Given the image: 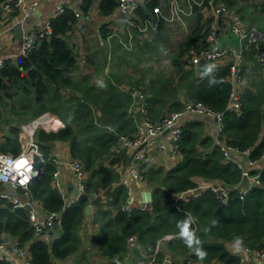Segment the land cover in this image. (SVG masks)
I'll return each mask as SVG.
<instances>
[{
	"label": "trees",
	"instance_id": "1",
	"mask_svg": "<svg viewBox=\"0 0 264 264\" xmlns=\"http://www.w3.org/2000/svg\"><path fill=\"white\" fill-rule=\"evenodd\" d=\"M91 2L83 0L82 12L89 11ZM180 2L185 4L186 0ZM154 5V0L139 4L136 15L131 18L154 19L151 12ZM116 6L117 0H99L98 12L109 16L114 14ZM198 8L193 5L186 16L188 33L178 40L174 51L167 57L174 67L173 73L145 71L146 74L141 77L131 79L127 72L130 70L123 69L125 59V65L141 62L144 66V61H150L147 62L149 69L151 64H156V56L152 58L146 54L154 52L159 44L155 37L133 28L139 35L138 40L142 39L137 43L136 54L130 56L132 51H126L118 40L114 41L112 66L104 76L103 85L92 83L91 73L80 75L75 72L77 59L69 33L73 30L75 15L70 9L50 17L51 34L26 55L4 59L0 67V125H7V132L0 135V151L19 152L18 132L22 122L44 112L55 114L60 121L55 130L42 127L35 130L34 138L45 162L41 176L28 183L29 193L45 211H60L56 228L36 234L28 208L12 207L6 198L0 197V239L8 234L19 246L26 247L30 264H54L55 258L63 259L80 250L82 223L86 216H90L85 212L87 205L94 207L90 218L98 228L91 244L108 259L125 252L127 237L134 234L145 254L139 257L154 255L161 259L163 250L160 242L169 235L165 239V248L186 255V262L199 260L193 249L179 238V225L188 218H191V231L207 253L203 260L205 263L239 264V256L230 251L225 243L235 241L237 236L242 239L243 245L250 248L264 247V167L259 169L261 184L240 198L233 186L241 180V168L223 158L219 143L210 133L203 132V121L197 118H190L181 125L177 141L179 161L168 169L144 165L143 181L151 190V209L135 207L127 212L120 208L125 200L126 188L116 183L119 174L115 167L124 161V157L119 148L110 151V146L119 134H130L135 130V120L130 114L134 89L144 93L146 117L161 119L169 112L181 110L186 99L200 100L221 111V138L239 149L249 148L247 155L252 160H258L264 154V76L260 74L251 80L246 78L247 73L243 74L245 80L239 91L240 108H229V64H217L215 75L221 83L210 86V76L204 75L205 66L216 64V61L202 56L200 64L193 66L184 58L186 48L198 39L203 41L207 33L206 25L200 23ZM164 26L160 20L157 21V36ZM109 30L103 24L101 35L105 37ZM262 42L260 40L259 44L263 45ZM246 45L256 53L253 43ZM244 50L243 47L242 53ZM124 74L129 76L127 83L124 82ZM8 108L11 115L17 118L6 114ZM22 115L25 116L21 118ZM57 140L68 144L70 156L79 158L87 172L86 192L66 207H63L60 193L51 184L53 166L50 158ZM203 178H207L212 185L222 183L228 188L226 203L220 204V199L210 188L203 189L188 200L178 196ZM17 190L16 194L23 193L21 189ZM94 193L100 196L90 198ZM46 234L49 237H45ZM117 261L120 264L119 258L109 264H117Z\"/></svg>",
	"mask_w": 264,
	"mask_h": 264
},
{
	"label": "built area",
	"instance_id": "2",
	"mask_svg": "<svg viewBox=\"0 0 264 264\" xmlns=\"http://www.w3.org/2000/svg\"><path fill=\"white\" fill-rule=\"evenodd\" d=\"M150 0H117V11L125 19V26L127 34L126 40L122 42L125 49H133L132 45L137 32L133 30L136 28L139 31L153 36L156 33L157 21L160 20L171 31L179 29L177 37L183 38L187 35L189 30V23L187 15L192 11L193 5L198 6L200 10L208 9L216 18V22L210 24L207 28L206 36L203 41L196 40L192 45L186 48L184 58L189 61L190 65L198 66L201 62L202 56L212 58L213 61L226 57L229 62V81L231 84L230 96L227 107L240 108L239 91L236 89L235 82L238 84L242 81L241 60L242 50L247 43H253L256 48L255 58L259 64L264 65V44H259V41L264 38L261 32L254 25L247 26L241 23L234 12L222 0H186V3L180 0H160L155 2L151 7V12L154 14V19L151 18H136V8L139 4ZM83 0H57L54 4L51 14L46 18L38 28L31 29L24 33L21 38L19 49L10 57H17L18 55H26L31 51L42 39L48 37L51 32L50 17L56 16L65 9H70L75 15V22L73 30L83 29L87 20H89V12H82ZM38 0H0V10L2 13L10 15L18 13L20 10L24 15H30V12L36 7ZM187 4V7L185 6ZM191 17V16H190ZM177 26V28H175ZM228 32L238 36V45L222 44L220 41V33ZM174 33H170L174 36ZM134 36V37H133ZM4 57H0V67L3 65ZM108 62V60H107ZM124 86V85H123ZM125 87V86H124ZM133 102L130 107V114L135 120V130L130 133H121L117 136V140L110 146V151L125 146L132 150V155L128 163L127 176L120 180V183L126 188V196L120 208L124 211L131 212L134 206L132 204L134 196L132 194V180H143L142 171L144 165H147L152 155L151 149L155 145L162 150H169L171 153H179L178 139L181 133V115L183 113H191L202 115L212 119L215 123V142L219 143L223 158L231 160L241 168L242 175L248 177L244 186L239 183L233 186L239 192L240 198H244L245 194L252 188L261 184L259 179V170L255 173L245 168L239 156L241 153L249 154L250 149H239L236 145H231L221 138L223 131V121L221 111H216L209 107L204 102L197 100L186 99L181 110L172 111L165 114L161 119L153 120L146 117L145 112V96L140 89H134ZM60 126L59 118L50 112H44L37 117L20 124L18 132V141L20 150L18 153L0 151V185H8L11 187L10 191L0 188V197L6 198L12 207H27L29 219L31 221L34 232L38 235L43 231L54 230L57 226L60 217V211L49 210L45 211L43 206L35 199L28 191V183L32 180L30 170L32 168L31 152L38 150V144L34 138V132L37 128L55 130ZM165 129L169 134V141L156 142L159 136ZM141 145V146H140ZM264 157V154L263 156ZM261 157V158H262ZM22 160L19 166H16L17 161ZM251 163L257 161L256 159H248ZM50 162L53 166L51 175V184L60 193L63 199V207H66L71 202L79 199L86 192V177L87 172L84 169L83 162L77 157H70L68 165L75 177L74 190L70 194L65 184L62 181L61 168L64 159L51 155ZM210 188L216 196L220 199V204L227 201L229 190L222 183L212 185L211 182H203L196 186L182 191L178 194L184 200H188L196 196L203 189ZM17 189H21L23 193L16 194ZM22 196V197H21ZM141 209L150 210V202L144 201L140 207ZM128 243H137L134 234L127 237ZM0 260L6 264H19V261L25 258L24 264H30L29 252L25 247L19 246L16 240L11 237L2 236L0 239ZM239 256V264H249L246 262L249 255L254 253L255 261L252 264H264V247L260 249L250 248L243 245L233 252ZM191 262L193 260H190ZM173 259L170 257L156 258L154 255H146L138 257L135 262L130 264H172ZM125 264V263H121ZM205 264H222L221 262H209Z\"/></svg>",
	"mask_w": 264,
	"mask_h": 264
},
{
	"label": "crops",
	"instance_id": "3",
	"mask_svg": "<svg viewBox=\"0 0 264 264\" xmlns=\"http://www.w3.org/2000/svg\"><path fill=\"white\" fill-rule=\"evenodd\" d=\"M155 2H158L160 0H154ZM234 2L229 4H225L230 8L232 12L236 15L238 20L247 25H254L259 32L262 33L264 36V0H233ZM57 2V0H38V4L36 7L30 12V15L26 16L24 15V12L20 10L16 14L7 15L4 13H0V57H10L13 55L20 46L21 38L15 37V25L17 23H20L22 33H26L31 29L38 28L40 25H42L43 22H45L46 18L51 14L52 8L54 4ZM98 2L99 0H92L91 5L89 7V20L86 21L85 26L83 29H78L77 31L72 30L69 33L71 34V42L73 45V49L76 55L77 59V66L75 68V72L79 73L80 75H85L87 73L92 74L91 82L99 85H103L105 72L108 71L107 60H112V44H114V41H117L122 43L126 40V26H125V19L119 14L117 11V8L114 11V14H111L109 16L102 15L98 12ZM249 9V11H247ZM36 11V13H35ZM248 12L254 13V18H248L249 21L247 22L245 18L250 14ZM201 17L200 23L203 25L208 26L210 24H213L216 22V18L213 16L210 10L204 9L200 10L198 13ZM256 14V15H255ZM195 19V18H194ZM193 19V20H194ZM105 24L107 29H110L108 34L103 37L101 35V27ZM206 28V29H207ZM170 33H174V31H171L170 29H166V26L164 28L162 27L159 29L158 36L164 41L165 43L170 42L174 43L178 42L179 38L177 37V34H179L178 30H176V33H174V38L172 39ZM22 34V35H23ZM164 34L165 36H162ZM168 34V36L166 35ZM233 35L235 34H229L228 32H221L220 33V41L222 44H233L238 45L239 39L237 36V39L233 38ZM138 36L135 37V41L133 40L132 45L135 42L134 48L137 47V43L141 42L142 39L138 40ZM262 43L264 44V38L262 39ZM102 44V45H98ZM175 44V46H176ZM174 46V49H175ZM164 45L160 43V48L158 50H155L154 52L150 51L147 52L146 55L149 56H156V58H162L163 64L168 65L169 69L172 68V65L169 64L168 56L165 58L162 57L161 52L163 50ZM125 48V47H124ZM245 50L242 53V60H241V73L242 77L243 74L247 73L246 78H249L251 80H254L262 74L264 76V65L259 66V63L256 61L255 53L253 52L252 47H248L247 45L244 46ZM141 52V51H139ZM138 52V53H139ZM146 53V52H145ZM107 56V57H106ZM131 56V55H130ZM128 60V59H127ZM144 60V59H143ZM160 60V59H159ZM229 60L226 57H223L219 59L216 62V65L220 64H227ZM126 64V59H125ZM124 64V65H125ZM154 66L156 64H153ZM112 66V65H111ZM172 71H169L168 73H171ZM108 74V73H107ZM103 79V81H101ZM242 81H239L238 84L235 82V87L237 91H240L241 88L244 86V80L245 78H241ZM125 87H128L127 84H124ZM182 94V93H181ZM183 96V94H182ZM190 118H197L203 121V132L204 133H210L212 137L215 138V123L212 119L197 115V114H191V113H183L181 115V124L184 123L186 120ZM3 126L0 125V135H2ZM169 141V134L167 132H162L159 136H157L156 142H164L167 143ZM53 151L52 155H56L62 159H64V163L61 168V174H62V181L65 184V187L68 189L69 193L71 194L74 190V181L75 177L73 176V173L69 167L68 159L71 157L68 144L63 141H55L53 145ZM119 151L123 153L124 161H121L116 167L115 170L119 174V178L116 183H120V180L127 176V170H128V163L132 155V150L122 146L119 148ZM152 159L147 165H156V166H163L165 169H168L170 166L175 164L177 161H179L180 154L179 153H171L169 150H162L155 145L151 149ZM239 159L247 168L249 171L251 170H259L260 168L264 167V157L258 159L255 162H250L248 159V155L246 153H241L239 156ZM204 181L203 179L198 182L199 184H202ZM132 194L134 196V200L132 204L136 207H140L143 203L141 198V192L145 189L150 190L146 186L143 180H132ZM6 185V184H5ZM6 190V189H4ZM8 191V190H6ZM103 190H101L99 193L101 194ZM99 193H94L90 196V198H96L97 196H100ZM22 197V196H21ZM94 207L90 205L89 212H86L85 221L82 223L83 225V231H82V246L79 251L76 253L63 258H55L54 264H109L113 259H120V264H130L135 262V260L144 254L143 248L141 244L137 243H128V248L125 252H123L120 255H117L114 258H107L105 256H102V254L93 247L91 244L92 237L95 236L98 228L96 224H93L91 221L92 215H93ZM3 236L11 237L8 234H4ZM45 237H49L47 234ZM167 237H165L166 239ZM165 239H163L160 242V248L163 250V257H170L173 259L172 264H205L203 261L194 260L191 262L185 261L186 255L181 254L179 252H171L167 248H165ZM230 251L236 252L237 249L235 248V241L225 242ZM162 246V247H161ZM26 248V247H25ZM27 249V248H26ZM29 252V251H28ZM1 253V250H0ZM140 254V255H138ZM30 258V254H29ZM25 258L21 259L19 261V264H24ZM255 261V255L254 253H251L246 260L247 263L252 264ZM0 264H6L5 262L0 260Z\"/></svg>",
	"mask_w": 264,
	"mask_h": 264
},
{
	"label": "rangeland",
	"instance_id": "4",
	"mask_svg": "<svg viewBox=\"0 0 264 264\" xmlns=\"http://www.w3.org/2000/svg\"><path fill=\"white\" fill-rule=\"evenodd\" d=\"M247 11H249V9H247ZM35 13H36V11H35ZM248 13H250V14L247 16V18H245V20L247 22L249 21L248 18H252V17L254 18V15H253L254 13H252V12H248ZM166 29H169V27H166ZM166 35L168 36V34H166ZM162 36H165V35L162 34ZM153 37H155V39L157 41H159V44L157 45V49L156 50H158L160 48V43H162L164 45L163 50L161 52V55H162L163 58H165L166 56H168L169 53H172L174 51V46H175L176 42L171 43V44H170V42H169V44L168 43H165L164 41H162V39L160 38V36H157V33L153 34ZM171 37H172V39L174 38L173 36H171ZM233 38L234 39L235 38L237 39V36L236 35H233ZM120 44L122 45L121 42H120ZM98 45L100 46L102 44H98ZM133 46H135V42H134ZM123 48H124V46H123ZM136 49L137 48L130 49V51H132L130 55H134V53L136 54ZM126 51H127V49H126ZM150 57L154 58L153 56H150ZM144 62H145L144 66H142V63L141 62L138 63V64H135V65H134L135 62L134 63H128L127 65H124L125 68H123V69H125V70L126 69H129L130 70V71H127V72L130 74L131 79H134L135 77L136 78L137 77H141L142 74L145 73V71H156V72H158V71H165V72L172 71V73H173V70H174V67L173 66L170 69H169V66L168 65L165 66V64H163V62H162V58H155L154 59V62L156 63V66H154V65L151 64L150 66H152V67L149 68V69L147 68V62L149 63L150 61H144ZM106 67H108V69L111 68V62H110V60H108ZM105 74L107 75V71L105 72ZM124 76H125V81L124 82L127 83L128 80H129V76H127L125 74H124ZM101 77L103 78L104 76H101ZM101 81H103V79H101ZM5 112H6V114L8 116H13L14 118H17L16 115H11L12 112L10 111L9 108L6 109ZM5 112H4V114H5ZM23 116H25V115H22L21 118ZM1 126L4 127L2 132L3 133H6L7 132V125H4L3 124ZM0 188L1 189H6L8 191L11 190V187L8 186V185H2Z\"/></svg>",
	"mask_w": 264,
	"mask_h": 264
},
{
	"label": "clouds",
	"instance_id": "5",
	"mask_svg": "<svg viewBox=\"0 0 264 264\" xmlns=\"http://www.w3.org/2000/svg\"><path fill=\"white\" fill-rule=\"evenodd\" d=\"M205 68H206V71L204 72V75L210 76V79L208 80V83L210 86H215L218 83H221V81L215 75V72L217 70L216 64H208L205 66ZM206 182H210V181L207 180ZM190 222H191V218H188L185 221L180 223L179 238L183 239L186 245L189 248L193 249L194 254L197 256V258L200 261H203L206 258L207 253L203 250L202 246H200L201 241L199 240V238L196 236V234L193 231H191L189 227ZM213 223H215V221ZM165 237H169V235ZM137 242L139 241L137 240ZM241 246H242V239L237 236L235 238V248L238 250ZM117 264H119V261H117Z\"/></svg>",
	"mask_w": 264,
	"mask_h": 264
},
{
	"label": "water",
	"instance_id": "6",
	"mask_svg": "<svg viewBox=\"0 0 264 264\" xmlns=\"http://www.w3.org/2000/svg\"><path fill=\"white\" fill-rule=\"evenodd\" d=\"M15 37L16 38H21L22 37V30H21V26H20V23H17L15 25ZM167 131V129H165L163 132ZM141 146V145H140ZM44 162H45V159L43 157V155L37 151H32L31 152V163H32V168L30 170V176H31V179H37L41 176V173H42V167L44 165ZM247 179L248 177L246 175H242L241 177V180L239 182V185L240 186H244L247 182ZM208 179L207 178H203V181H207ZM141 198H142V201H148L150 202L151 199H152V196H151V190H143L141 192ZM90 210V205H87L85 207V211L86 212H89Z\"/></svg>",
	"mask_w": 264,
	"mask_h": 264
},
{
	"label": "bare ground",
	"instance_id": "7",
	"mask_svg": "<svg viewBox=\"0 0 264 264\" xmlns=\"http://www.w3.org/2000/svg\"><path fill=\"white\" fill-rule=\"evenodd\" d=\"M22 160L17 161L16 166H19L21 164Z\"/></svg>",
	"mask_w": 264,
	"mask_h": 264
}]
</instances>
